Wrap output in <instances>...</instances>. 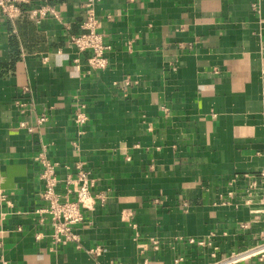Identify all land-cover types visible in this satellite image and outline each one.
Here are the masks:
<instances>
[{"label":"crops","instance_id":"crops-1","mask_svg":"<svg viewBox=\"0 0 264 264\" xmlns=\"http://www.w3.org/2000/svg\"><path fill=\"white\" fill-rule=\"evenodd\" d=\"M86 1L0 14V264H209L261 240L264 0H98L100 70L72 42ZM42 149L96 180L80 248L35 212Z\"/></svg>","mask_w":264,"mask_h":264},{"label":"built area","instance_id":"built-area-1","mask_svg":"<svg viewBox=\"0 0 264 264\" xmlns=\"http://www.w3.org/2000/svg\"><path fill=\"white\" fill-rule=\"evenodd\" d=\"M28 1L0 0V14L16 18L23 12L20 3ZM97 1H86V18L83 23L84 32L72 37L73 44L80 51H91L88 63L92 70H100L108 65L106 52L110 48L99 31V18L96 14ZM30 12L34 17L46 16L49 12L58 16L55 8L51 6L35 8ZM87 121L88 116L85 112L80 111L77 113L76 124L83 125ZM36 159L42 166L41 177L44 181L42 197L46 204L36 209L35 212L47 214L51 218L53 226L52 236L56 241L65 244L76 242V246L80 248V236L75 231V226L84 220L83 209H92L94 207L95 196L92 193V187L95 185L96 180L83 162L77 165L76 175L70 174L62 180L57 174V163L50 160L45 149L39 151ZM261 178L264 183V173L261 174ZM4 197L5 195L0 188V200H4ZM89 251L99 253L98 248L90 249ZM250 259H257L261 264H264V231L262 232L261 240L258 242L209 264H239Z\"/></svg>","mask_w":264,"mask_h":264}]
</instances>
